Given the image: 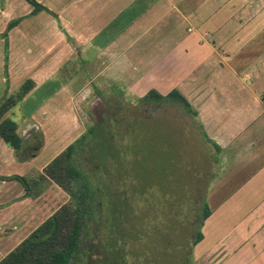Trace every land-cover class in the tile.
Returning a JSON list of instances; mask_svg holds the SVG:
<instances>
[{
	"label": "crops",
	"instance_id": "0c3cea01",
	"mask_svg": "<svg viewBox=\"0 0 264 264\" xmlns=\"http://www.w3.org/2000/svg\"><path fill=\"white\" fill-rule=\"evenodd\" d=\"M37 1L51 12L0 0V99L35 82L8 114L24 158L0 136V264L69 202L42 174L87 130L85 102L151 89H178L215 146L195 264H264V0Z\"/></svg>",
	"mask_w": 264,
	"mask_h": 264
},
{
	"label": "rangeland",
	"instance_id": "374dc122",
	"mask_svg": "<svg viewBox=\"0 0 264 264\" xmlns=\"http://www.w3.org/2000/svg\"><path fill=\"white\" fill-rule=\"evenodd\" d=\"M117 93L109 92L107 97L93 100L96 108L93 112L90 110L92 102H85V108L89 110L85 114L87 129L105 121L109 106H116L113 110L117 111V117L124 116V121L117 126L115 120L109 118L115 132L122 130L113 143H122L126 148L124 159L121 158L122 152L117 156L126 167V187L129 186L130 191L134 187L145 192L142 200L141 197L134 198L139 211L125 208V221L127 225L133 223L131 226L135 228L128 227L129 230L136 231V226L139 228L143 224V235H128L127 264H195L189 254L194 247V230L202 229L196 221L199 222V216L208 203L206 191L209 186L211 188L212 178L218 169L213 162L215 146L204 140L197 119L183 108L156 102L149 106L142 104L141 97L149 91L144 96ZM56 131L57 128L53 134ZM56 140L57 143L48 150L49 154L55 152L61 142L55 136ZM113 154L117 155L116 152ZM118 186L113 185V189H119ZM142 217L146 218L143 223L139 221ZM104 231H107L106 227H103V236ZM90 239L99 250L89 249L88 254L93 260L88 264H107L103 261L105 256L99 237L91 235ZM92 243L87 242L86 245L91 246ZM80 262L85 264L84 260Z\"/></svg>",
	"mask_w": 264,
	"mask_h": 264
},
{
	"label": "trees",
	"instance_id": "16d2710c",
	"mask_svg": "<svg viewBox=\"0 0 264 264\" xmlns=\"http://www.w3.org/2000/svg\"><path fill=\"white\" fill-rule=\"evenodd\" d=\"M28 1L35 7L33 14L41 11L51 12L37 0ZM20 20L11 22L9 29ZM34 87L35 82L27 79L18 90L7 93L0 99V136L15 149L20 159L24 158V140L18 132L17 122L8 114ZM140 101L146 106L151 105L152 102L162 105L173 104L183 108L194 118L198 114L178 89L168 94L152 89L146 96L141 97ZM115 107L109 106L105 121L90 126L82 136L68 145L45 167L42 175L52 179L65 190L70 200L11 251L1 264H79L81 260L88 264L93 260L88 254L89 249L99 250L97 245L92 243L91 235L98 236L101 241L105 256L104 263L127 264L129 262L128 235L138 237L143 235L141 233L143 224L139 228L136 226V231L129 230L128 227L133 230L135 228L131 226L133 223L127 225L125 208L131 207L133 212L139 211L134 198L141 197L140 200H142L145 192L134 187L130 191L129 186L126 187L124 177L126 167L118 158L121 152V158L126 157V148L122 143L119 145L113 143L122 130L115 132L108 122L109 118H113L117 126L124 121V116L117 117V111L113 110ZM119 108L122 109V107ZM205 140L211 142L207 137ZM40 147L41 143L36 148ZM36 148L31 152L32 154H35ZM114 152L117 155H114ZM15 178L23 182L26 187L29 186V181L25 177L16 176ZM101 184L103 188L100 187ZM113 185H119L117 187L119 189L114 190ZM210 214L211 209L207 203L203 208V214L199 216L201 217L199 222L196 221L200 228ZM145 220L146 218H139L142 223ZM103 227L107 230L104 231V236L102 235ZM196 230H194V233L196 232L194 245L203 238L202 230ZM99 233L100 235H97ZM87 242L92 245H86ZM189 255H192L191 252Z\"/></svg>",
	"mask_w": 264,
	"mask_h": 264
}]
</instances>
